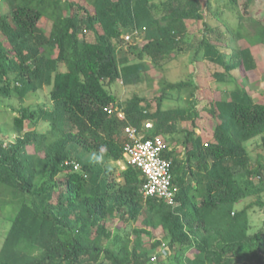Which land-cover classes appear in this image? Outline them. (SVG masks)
Segmentation results:
<instances>
[{
  "label": "trees",
  "instance_id": "trees-1",
  "mask_svg": "<svg viewBox=\"0 0 264 264\" xmlns=\"http://www.w3.org/2000/svg\"><path fill=\"white\" fill-rule=\"evenodd\" d=\"M215 1L235 14L234 28L219 7L212 9V0H3L0 97L13 95L12 74L27 80L20 95L46 75L53 107L44 114L54 130L27 131L35 114L23 110L14 118L16 142L4 146L0 140V216L12 223L0 264H264V223L251 231L245 216L255 206L264 208V201L258 198L237 215L232 211L246 196L240 175L264 191V165L253 167L245 146L260 137L264 148V104L247 88L249 81L259 85L254 49L264 51V2L254 11L256 0ZM45 22L49 33L40 27ZM193 22H203L207 33L197 46ZM85 30L94 41L82 39ZM135 32L141 43L124 40ZM123 47L135 64L119 57ZM191 53L223 68L218 74L223 84L233 71L242 75L222 101L210 98L207 112L219 124L208 142L177 129L179 118L200 117L197 101L189 109L162 108L174 92L210 97L193 76L179 82L165 77L167 65ZM118 81L156 83L161 95L155 111L144 109L147 100L138 95L119 103L108 90ZM149 121L153 128L145 130ZM126 126L137 128L143 139L163 138L178 189L176 208L144 198L139 193L144 180L134 167L121 171L122 181L109 182L106 163L124 160L120 137ZM217 214L224 220L211 229L208 216ZM109 220L118 230L136 225L120 246H106ZM155 234L164 241L150 243Z\"/></svg>",
  "mask_w": 264,
  "mask_h": 264
},
{
  "label": "rangeland",
  "instance_id": "rangeland-1",
  "mask_svg": "<svg viewBox=\"0 0 264 264\" xmlns=\"http://www.w3.org/2000/svg\"><path fill=\"white\" fill-rule=\"evenodd\" d=\"M3 0H0V9L2 8ZM158 2V1H157ZM264 0H256V5L254 11L259 10L258 8L262 6ZM212 9L216 10L219 7V10L223 12L222 19L228 22V25L234 28L237 25V18L234 13L226 9L221 2H216L212 0ZM208 23L214 24L215 20L210 19L206 16ZM40 27L46 32H50V23L45 22L40 25ZM203 22H193L190 29L192 33L196 34V46L202 40L204 36L207 35L203 28ZM126 35L124 36L125 40ZM215 37V36H213ZM210 37L209 39H211ZM82 39L87 41H94V34L91 31L85 30L83 32ZM141 38H138L137 35H134L131 38L132 44L141 43ZM127 47H123L119 50V57L126 56L129 60V64H135L137 61L129 54H127ZM224 54H227V57L230 56V51L227 49H222ZM255 58L257 62V72L256 75L259 79V85L253 87L252 82L249 81L247 88L249 89V94L255 102L264 104V51H260L259 48L254 49ZM193 53L185 56H180L176 61H173L166 67L165 77L168 81L179 82L185 81L190 76H193L195 82L199 87L203 89L210 90V97L201 98L202 95L200 92L195 93V97H189V94L185 91L178 93H170L163 101L164 110H180V109H189V102H196V108L200 113V117L197 119H190L183 121L179 118L177 122V129H186L189 132H193L196 135H200L204 142L212 141L214 136L215 127L219 124V120L216 117L211 116L207 111L211 108V100L214 102H219L224 99L225 89L232 90L236 86L235 80H240L242 75L237 71H233L232 75H227L228 84H223L219 82L218 74L224 72V69L218 65L209 62L205 57H200L196 60ZM147 63L150 61L147 59ZM65 70V69H64ZM251 79V78H250ZM13 95L9 98L0 97V128L3 133L0 135V140L3 142L4 146H9L14 144L18 139V135L14 130V118L19 117L23 110H26L29 115L35 114L34 119L27 121L25 127L29 132H39L43 134H48L54 130L52 123L47 120L44 112L52 111V102L49 98L50 91L52 89V81L47 79V76L44 75L41 83H36V88L32 91H27L25 94L20 95L19 92L26 89L27 80L21 79L16 75H11ZM255 86V85H254ZM108 90L117 97L119 103H124L125 101L131 99L133 96L138 95L145 98L147 101L142 103V107L147 111L154 112L156 109L155 98H158L161 95L159 88L156 83L153 84V87H149L148 82H143L137 86H129L118 81L114 85L108 88ZM179 96V97H178ZM212 98V99H210ZM148 102H150L148 104ZM121 141L123 140V133L120 137ZM247 152L250 158V164L253 167H257L259 164L264 165V148L262 146L261 138H255L245 144ZM180 153V158L184 159L186 157V152L180 145L177 146ZM79 149V148H78ZM77 149V150H78ZM225 165H231V162H224ZM107 170H110L107 178L109 182H120L121 171L126 168V163L124 161L120 162H108L106 163ZM240 180H243L245 183L242 187L245 188L246 196L245 198L237 205L233 207V212L237 215L238 213L246 210L248 205L254 203L261 198L264 201V191L259 190L258 182L254 181L253 183H247L246 177L240 175ZM1 208V207H0ZM12 209L7 208L6 212H10ZM231 216L233 217L234 214ZM250 224V230H258L264 223V208L255 206L252 209L248 210L245 214ZM224 215H210L208 216V227L211 229H216L220 226V223L223 222ZM118 223L114 220H109L107 223V230L110 235L106 246H120L124 241V233L130 232L132 228L136 225L131 222L126 227H122L121 230H118ZM12 227V223L4 216H0V252L3 249L8 233ZM156 240H162L163 236L152 235L150 237V243L155 242ZM163 250V248L161 249Z\"/></svg>",
  "mask_w": 264,
  "mask_h": 264
},
{
  "label": "built area",
  "instance_id": "built-area-1",
  "mask_svg": "<svg viewBox=\"0 0 264 264\" xmlns=\"http://www.w3.org/2000/svg\"><path fill=\"white\" fill-rule=\"evenodd\" d=\"M137 33H131L125 37V41H131ZM110 113L114 109L109 110ZM119 118L125 119L122 112L118 113ZM153 128L152 122H146L145 130ZM124 138V162L126 166L138 169L144 180L139 193L144 198L157 197L162 199L168 206L176 208L178 205V189L173 184L172 161L164 158L166 145L161 137L154 139H143L137 128L126 126L123 129ZM75 170H79L75 166ZM165 254V250H161Z\"/></svg>",
  "mask_w": 264,
  "mask_h": 264
}]
</instances>
